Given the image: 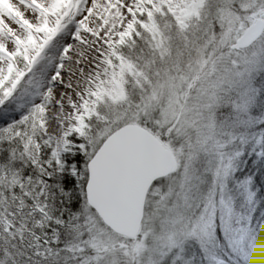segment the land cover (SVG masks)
<instances>
[{
	"label": "rangeland",
	"instance_id": "rangeland-1",
	"mask_svg": "<svg viewBox=\"0 0 264 264\" xmlns=\"http://www.w3.org/2000/svg\"><path fill=\"white\" fill-rule=\"evenodd\" d=\"M189 1H140L132 29L104 56L101 77L115 73L118 96L86 97L64 149L49 134L47 97L31 90L27 49L9 61L0 55V79L13 65L0 84V124L29 122L19 130L24 141L28 134L43 140L31 149L24 142V159L34 162L46 148L62 168L67 155L77 156L80 170L70 167L82 181L100 145L130 124L154 133L176 159L171 176L150 191L135 240L108 232L91 213L71 248L56 258L33 252L34 259L10 244L21 231L7 224L2 264H264V197L247 170L250 156L264 157V0ZM82 2L62 3L57 19H68L65 28L85 19L72 9L85 11L95 0ZM164 12L172 22L164 23Z\"/></svg>",
	"mask_w": 264,
	"mask_h": 264
},
{
	"label": "bare ground",
	"instance_id": "bare-ground-1",
	"mask_svg": "<svg viewBox=\"0 0 264 264\" xmlns=\"http://www.w3.org/2000/svg\"><path fill=\"white\" fill-rule=\"evenodd\" d=\"M64 1L68 0H0V55L9 61L14 52L27 49L32 64L31 90L47 97L46 114L52 119L49 134L61 141L57 148L62 149V139L78 127L86 97L102 90L118 96L119 84L113 81L115 73L101 77L108 69L104 56L118 36L132 29V14L142 0H95L85 11L72 9V13L85 19L75 20L71 28L64 27L68 19H57ZM189 3L198 5L195 0ZM75 27L81 29L79 35L75 34ZM52 53L58 58H50ZM11 64L2 72L0 84L9 79Z\"/></svg>",
	"mask_w": 264,
	"mask_h": 264
},
{
	"label": "trees",
	"instance_id": "trees-1",
	"mask_svg": "<svg viewBox=\"0 0 264 264\" xmlns=\"http://www.w3.org/2000/svg\"><path fill=\"white\" fill-rule=\"evenodd\" d=\"M158 15L165 17V24L172 22L169 13ZM27 123L0 124V246L5 240L8 224L13 226V230L21 231V235L10 243L21 252L28 253L34 259L33 252L35 255L51 253L56 258L74 245L78 236L85 231L83 225L87 217L94 214L85 198L88 171H85L82 181L76 180L70 165L78 169L79 158L67 155L64 158L67 165L61 168L46 148L36 153L34 162L24 159V142H28L30 149L43 142L40 138L31 139L30 134L24 141L22 132L27 131ZM248 161L247 170L255 175L254 181L259 185L257 198H262L264 157L257 159L250 156ZM1 252L0 264L4 262ZM37 259L40 260L39 257Z\"/></svg>",
	"mask_w": 264,
	"mask_h": 264
},
{
	"label": "water",
	"instance_id": "water-1",
	"mask_svg": "<svg viewBox=\"0 0 264 264\" xmlns=\"http://www.w3.org/2000/svg\"><path fill=\"white\" fill-rule=\"evenodd\" d=\"M255 32L258 37L260 27ZM87 168L89 207L111 232L135 240L142 232L150 190L171 176L176 159L154 133L130 124L109 136Z\"/></svg>",
	"mask_w": 264,
	"mask_h": 264
}]
</instances>
